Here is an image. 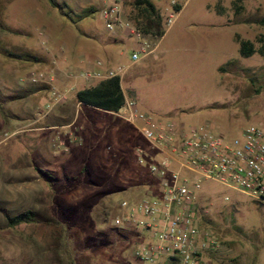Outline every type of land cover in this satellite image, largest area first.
<instances>
[{"label":"rangeland","instance_id":"rangeland-1","mask_svg":"<svg viewBox=\"0 0 264 264\" xmlns=\"http://www.w3.org/2000/svg\"><path fill=\"white\" fill-rule=\"evenodd\" d=\"M56 1L94 12L72 23L46 0H0V264H163L135 259L138 229L115 231L105 221L121 199L155 189L135 159L148 146L117 115L79 105L76 91L98 80L74 76L104 61L106 44L121 34L105 67L122 69L124 95L140 109L223 137L249 124L264 130V56L242 57L237 40L260 46L264 0H152L162 18L172 1L181 9L151 40L156 51L135 62L130 40L100 18L112 0ZM132 1L122 0L127 18ZM53 91L66 99L55 102ZM84 165L90 173L80 172ZM199 206L201 227L219 241L208 264H264L263 202L207 181ZM27 209L34 221L7 226L5 214Z\"/></svg>","mask_w":264,"mask_h":264},{"label":"built area","instance_id":"built-area-1","mask_svg":"<svg viewBox=\"0 0 264 264\" xmlns=\"http://www.w3.org/2000/svg\"><path fill=\"white\" fill-rule=\"evenodd\" d=\"M175 2L163 17L166 28L176 19ZM109 31L119 30L131 42L130 59L135 62L157 49L154 36L146 34L125 16L122 0H112L99 11ZM96 65L101 68L102 62ZM121 68L84 70L75 75L83 81L121 76ZM31 79H42L32 73ZM52 80V77H46ZM55 102L66 99L52 92ZM113 114L133 126L146 142L138 146L135 159L155 179L151 194L121 199L111 224L138 229L140 241L133 247L135 259L153 263L173 258L176 264H208L219 241L199 223V199L204 182L234 189L264 203V130L247 125L239 136L223 137L206 127H183L155 113L140 109L135 99L124 102Z\"/></svg>","mask_w":264,"mask_h":264},{"label":"trees","instance_id":"trees-1","mask_svg":"<svg viewBox=\"0 0 264 264\" xmlns=\"http://www.w3.org/2000/svg\"><path fill=\"white\" fill-rule=\"evenodd\" d=\"M46 2L52 8L58 9L61 16L67 18L72 23H76L82 16L94 12V10L91 8L84 11L83 14H77L74 13L66 3L59 4L56 0H46ZM131 5L132 9L128 18L135 24L137 28L146 34L154 36L155 38L161 37L164 34L165 30L162 15L152 0H133ZM174 8L176 12H178L180 6L174 5ZM257 23L264 28V17L260 18ZM0 27L4 28V25L1 22ZM237 40L239 43V54L242 57H249L254 53L264 56V35L259 37L258 43H260V46L257 48L252 41L243 39ZM75 99L77 102L87 106L99 108L108 112H117L124 102V93L121 89L120 77L115 76L112 78L102 79L93 86L81 88L76 91ZM0 113H2L1 107ZM80 172L82 174L90 173L87 165H84L80 169ZM4 216L6 224L9 228H14L22 223L35 220V212L28 209L15 215L5 214ZM112 218L113 217H107L105 221L112 225ZM66 224L69 225V222H66ZM112 227L115 231H124L128 229L132 230V228H121L113 225ZM139 233V231H136L135 235L139 236ZM70 264H72V262H70ZM163 264H176V262L173 258H166Z\"/></svg>","mask_w":264,"mask_h":264},{"label":"crops","instance_id":"crops-1","mask_svg":"<svg viewBox=\"0 0 264 264\" xmlns=\"http://www.w3.org/2000/svg\"><path fill=\"white\" fill-rule=\"evenodd\" d=\"M180 9H181V7H180ZM179 9V10H180ZM122 41H124V38H123V36L121 35V34H114V36L112 37V39L109 41V43H107L106 44V47L103 49V53L105 54V62L103 61V60H95L94 61V63H88L87 64V66H86V70H92V69H94V70H102V69H106V67H105V64H108V63H110L113 59H115V54H114V51H113V49H112V47H111V44H117V43H120V42H122ZM157 44V46H158V42L156 43ZM97 61H100V62H102V66H101V68H99L97 65H96V62ZM90 62V61H89ZM105 67V68H104ZM107 68H109V66L107 67ZM115 69V68H114ZM86 85V84H85ZM120 85H121V83H120ZM83 87H87V85L86 86H83ZM121 89H122V86H121ZM122 91H123V89H122ZM123 93H124V91H123ZM78 104L79 105H84V104H82V103H79L78 102ZM85 106H87V105H85ZM91 107V106H90ZM93 109H98V110H101V109H99V108H95V107H92ZM102 111H104V110H102ZM105 112H107V113H113V112H108V111H105Z\"/></svg>","mask_w":264,"mask_h":264}]
</instances>
